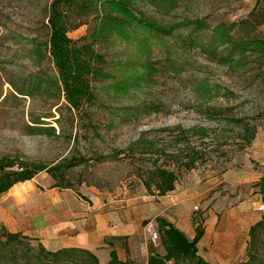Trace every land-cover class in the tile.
<instances>
[{
  "label": "rangeland",
  "instance_id": "obj_1",
  "mask_svg": "<svg viewBox=\"0 0 264 264\" xmlns=\"http://www.w3.org/2000/svg\"><path fill=\"white\" fill-rule=\"evenodd\" d=\"M49 2L0 0V158L48 165L68 158L77 164L63 178L42 171L0 195V225L43 234L53 214L49 206L61 197L86 212L99 201L131 195L151 199L157 210L165 208V216L191 236L195 222L202 221L207 233L200 254L213 264L246 259L248 228L264 214L259 209L264 200L254 197L264 177V53L253 44L264 40V0H135L150 18L179 26L170 35L130 30L128 39L114 36L97 44L111 78L93 81L95 101L80 112L68 108L46 82L33 95L16 88H26L39 73H56L48 58L38 67L35 53L48 39ZM196 19L209 27L195 28ZM220 22L230 30L226 43L214 33ZM90 29L87 22L69 35L77 40ZM126 81L123 91L117 83ZM202 84L208 88L203 94ZM38 119L44 123L33 122ZM200 130L205 134L197 135ZM179 133L186 136L183 143L177 142ZM194 157L196 164L187 168ZM156 163L179 176L175 190L165 196L150 195L139 176ZM148 201L142 203L150 215L144 223L149 234L157 230V210L149 211ZM239 203L243 234L228 256H216L215 232L234 221L228 211ZM64 209L58 206L56 212ZM77 262L87 264L83 258Z\"/></svg>",
  "mask_w": 264,
  "mask_h": 264
},
{
  "label": "trees",
  "instance_id": "obj_2",
  "mask_svg": "<svg viewBox=\"0 0 264 264\" xmlns=\"http://www.w3.org/2000/svg\"><path fill=\"white\" fill-rule=\"evenodd\" d=\"M259 1L257 0V3ZM46 10L48 39L44 43L45 48L38 46L35 53L38 67L43 65L45 58H48L56 73L55 75L39 73L34 77V82L25 86L26 88L15 86L19 93L33 95L40 91L43 82H46L54 87L58 96L65 99L68 108L75 112H80L85 105L94 103L96 98L93 88L94 80L111 78V75L105 71L106 57L95 49L97 44L108 42L114 36L128 39L131 35L130 30L156 31L170 35L179 26L164 25L150 18L142 9L136 7L135 0H50ZM87 22L91 23L89 35L77 40L69 35L71 29H76ZM193 24L197 29L209 27L201 19H196ZM214 33L220 43H226L232 38L224 22L214 27ZM253 44L257 51L264 53V40L255 39ZM214 50L216 48L211 47V51L214 52ZM132 81H135V76L131 78ZM128 82L117 83V86L127 91ZM198 91L203 94L208 91V88L202 84ZM33 122L41 124L44 120L38 119ZM244 133L247 136L249 130L244 129ZM196 134L204 135L205 133L200 130ZM255 135L254 129L248 140L251 141ZM185 140V134L179 133L177 142L183 143ZM197 160V157L190 159L186 167L191 168ZM76 164L68 158H62L48 165L3 156L0 158V195L7 193L19 182L35 178L42 171L49 172L55 179L63 178L65 170ZM179 167L180 163L177 168ZM139 176L148 193L156 197L165 196L175 190L179 180L175 169L157 163ZM57 186L71 187V185L60 183ZM156 226L159 242L149 243V255L146 262L141 255L126 259L120 257L117 246L127 248V237L124 236L107 240L111 249L106 264H213L200 254L199 242L205 234L202 221L195 222L193 237L165 216L156 218ZM33 240L38 242L37 245L33 244ZM79 258H83L87 264H101L99 256L87 248L63 247L51 250L38 238L21 231H11L4 224L0 225V264H74V262L78 264ZM236 264H264V214L250 227L246 259Z\"/></svg>",
  "mask_w": 264,
  "mask_h": 264
},
{
  "label": "crops",
  "instance_id": "obj_3",
  "mask_svg": "<svg viewBox=\"0 0 264 264\" xmlns=\"http://www.w3.org/2000/svg\"><path fill=\"white\" fill-rule=\"evenodd\" d=\"M258 180L259 186L257 188L258 192L254 195L255 201L263 200L264 197V177ZM143 200H149V203L146 204L149 211L152 212L156 209L154 206L155 202L150 201L151 199H140L136 196L124 195L117 200L99 201L87 208L85 212L84 210L76 209L68 199L61 197L59 201L53 203V205L51 203L49 206V211L53 214L52 218L45 222L43 234L36 233L29 235L38 238L51 250L63 247L87 248L99 256L101 264H106L109 259L111 248L107 244V240L112 237L126 236L127 248L121 245L117 246L120 257L126 259L127 257L135 258L141 255L146 262L149 255V243L152 239L151 233L148 234L144 226L150 215L145 213ZM58 206L59 210L65 209L57 213ZM243 209L244 207L240 203L236 204L228 211L229 219L232 218L234 221H228L225 228H221L220 231L215 232L217 241L213 245V250L217 254L216 256L221 254L228 256L230 252L235 250L238 238L243 234L241 228L242 218L239 216L243 212ZM165 213V208H158L154 214V218L165 216ZM260 218L258 217L252 221L248 230ZM169 220L172 221L171 219ZM217 220L218 216H216V222ZM209 232L212 234L213 230L209 229ZM206 233L205 230L204 237ZM194 235L195 233L189 236L193 237ZM221 237H229L230 239L222 242L220 241ZM138 247L141 254L137 251ZM101 253L106 255V257L103 258L100 255Z\"/></svg>",
  "mask_w": 264,
  "mask_h": 264
},
{
  "label": "built area",
  "instance_id": "obj_4",
  "mask_svg": "<svg viewBox=\"0 0 264 264\" xmlns=\"http://www.w3.org/2000/svg\"><path fill=\"white\" fill-rule=\"evenodd\" d=\"M259 209L264 210V203H261V205L259 206ZM150 233H151V237L153 240H157L159 238V234L156 229H151Z\"/></svg>",
  "mask_w": 264,
  "mask_h": 264
}]
</instances>
